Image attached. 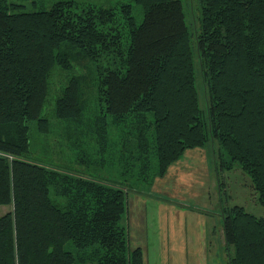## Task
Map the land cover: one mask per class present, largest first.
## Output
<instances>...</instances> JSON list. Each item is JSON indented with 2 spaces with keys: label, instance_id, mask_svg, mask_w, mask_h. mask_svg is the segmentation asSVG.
Here are the masks:
<instances>
[{
  "label": "trees",
  "instance_id": "1",
  "mask_svg": "<svg viewBox=\"0 0 264 264\" xmlns=\"http://www.w3.org/2000/svg\"><path fill=\"white\" fill-rule=\"evenodd\" d=\"M24 1L0 0V207L11 208L0 216V264H142L120 226L126 182L148 186L210 140L218 168L239 169L264 209V0H196L192 32L181 0H130L138 23L129 4L75 13L60 0L26 13ZM30 125L58 127L78 164L82 138L94 156L109 146L119 169L91 178L47 167L31 157ZM222 213L225 264H264V216Z\"/></svg>",
  "mask_w": 264,
  "mask_h": 264
},
{
  "label": "rangeland",
  "instance_id": "2",
  "mask_svg": "<svg viewBox=\"0 0 264 264\" xmlns=\"http://www.w3.org/2000/svg\"><path fill=\"white\" fill-rule=\"evenodd\" d=\"M56 1L60 0H26L19 4L22 5L20 10L27 13L37 10L41 5L48 7ZM70 1L75 3V13L86 6L117 9L120 5L129 4L135 23L141 19L139 7L130 0ZM181 1L186 25L192 32L197 22L196 0ZM194 64L198 106L202 110L204 96L196 60ZM57 81L58 78L49 81L48 94L42 108V114L45 116L49 115V109L52 107L53 97L58 89L55 88ZM90 100L92 103V99ZM57 132H60L58 127H50L49 133L42 135L34 130V126H29L32 159L41 161L47 167L72 169L91 178L95 175L107 178L109 171L119 169L116 163L110 160L109 146L106 147V155L102 158L94 156V142L87 141L86 138L80 140L79 149L86 154L84 163L78 164L75 161L78 149L69 144L72 139L65 140L57 136ZM217 149L215 140H210L199 148L186 149L182 156L168 167L162 178H154L148 186L142 185V181H132L130 185L126 182L128 189H123L126 192V211L120 226L124 228L128 249L141 250L143 264H159L160 252H178L179 259L185 263L189 254L206 252L207 264H225L227 254L231 255L232 252L230 249L226 250L222 240V209L237 205L255 217L264 216V209L257 203V196L251 189L248 178L237 168L233 167L229 171L218 168ZM99 159L103 162L94 167V162L99 163ZM148 167L151 174L155 169L154 157L149 160ZM116 181L120 180L116 178ZM10 209L0 207V216Z\"/></svg>",
  "mask_w": 264,
  "mask_h": 264
},
{
  "label": "crops",
  "instance_id": "3",
  "mask_svg": "<svg viewBox=\"0 0 264 264\" xmlns=\"http://www.w3.org/2000/svg\"><path fill=\"white\" fill-rule=\"evenodd\" d=\"M205 254L206 252H197L196 254L193 255L189 254L186 263L185 261H182V259H179L180 255L178 252H160L158 259H159V264H207ZM142 264H143V257H142ZM146 264L149 263L146 262Z\"/></svg>",
  "mask_w": 264,
  "mask_h": 264
}]
</instances>
